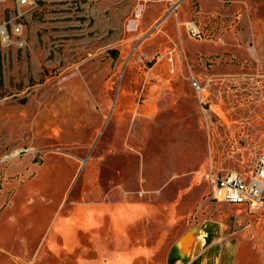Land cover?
I'll return each mask as SVG.
<instances>
[{"label":"rangeland","instance_id":"374dc122","mask_svg":"<svg viewBox=\"0 0 264 264\" xmlns=\"http://www.w3.org/2000/svg\"><path fill=\"white\" fill-rule=\"evenodd\" d=\"M35 2L0 41V264H177L203 226L264 264V193L206 178L264 158V0Z\"/></svg>","mask_w":264,"mask_h":264},{"label":"built area","instance_id":"2783aa9c","mask_svg":"<svg viewBox=\"0 0 264 264\" xmlns=\"http://www.w3.org/2000/svg\"><path fill=\"white\" fill-rule=\"evenodd\" d=\"M5 0H0V2ZM15 16L0 24V41L8 47L11 43L7 24L11 26V32L15 35L17 47H23L25 40L22 37L23 28L20 23L15 22V18L21 16L24 12L33 9L36 5L35 0H15ZM176 9V7H174ZM192 36L200 37L197 29L192 25L188 26ZM195 85V83L193 84ZM211 193L215 199L228 204L245 205L249 209H257L263 203L264 193V158L260 160L255 171L249 176L229 171L224 174H217L209 171L206 174Z\"/></svg>","mask_w":264,"mask_h":264},{"label":"crops","instance_id":"0c3cea01","mask_svg":"<svg viewBox=\"0 0 264 264\" xmlns=\"http://www.w3.org/2000/svg\"><path fill=\"white\" fill-rule=\"evenodd\" d=\"M249 176V174H245ZM192 230L184 235H189V243H181L182 237H180L174 244L171 251L172 262L177 264H257L255 258L252 255L250 249L244 254L239 253L236 250H232L228 243L223 246H218L214 240L211 239V233L206 226L202 227L201 231V244L199 247L194 248L195 253L190 257L189 244L192 238ZM197 241V238H196ZM195 241V245H196Z\"/></svg>","mask_w":264,"mask_h":264},{"label":"bare ground","instance_id":"6f19581e","mask_svg":"<svg viewBox=\"0 0 264 264\" xmlns=\"http://www.w3.org/2000/svg\"><path fill=\"white\" fill-rule=\"evenodd\" d=\"M182 243L188 244L189 243V238L186 237L185 239H183L182 240ZM198 244H201V243H198Z\"/></svg>","mask_w":264,"mask_h":264},{"label":"water","instance_id":"95a60500","mask_svg":"<svg viewBox=\"0 0 264 264\" xmlns=\"http://www.w3.org/2000/svg\"><path fill=\"white\" fill-rule=\"evenodd\" d=\"M170 257V256H169ZM170 259V258H169ZM169 262H171L170 260H169Z\"/></svg>","mask_w":264,"mask_h":264}]
</instances>
